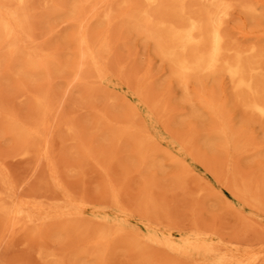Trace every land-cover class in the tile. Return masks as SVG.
Segmentation results:
<instances>
[{
  "label": "rangeland",
  "instance_id": "rangeland-1",
  "mask_svg": "<svg viewBox=\"0 0 264 264\" xmlns=\"http://www.w3.org/2000/svg\"><path fill=\"white\" fill-rule=\"evenodd\" d=\"M74 2L31 0L38 69L0 53V205L16 196L29 213L3 238L0 210V264L217 263L195 245L264 264V121L240 109L225 75H200L185 92L153 40L125 19L101 77L90 84L91 72L65 101L39 169L32 152L20 155L27 140L10 124L32 129L42 118L36 99L57 105L73 72ZM224 28L264 48V0H236ZM221 128L242 148L228 147Z\"/></svg>",
  "mask_w": 264,
  "mask_h": 264
},
{
  "label": "bare ground",
  "instance_id": "bare-ground-1",
  "mask_svg": "<svg viewBox=\"0 0 264 264\" xmlns=\"http://www.w3.org/2000/svg\"><path fill=\"white\" fill-rule=\"evenodd\" d=\"M235 2L236 0H75L70 10V19L76 24L73 72L64 89L63 99L57 105H48L42 98L36 99L42 118L32 129L28 130L15 121L10 124L16 135L27 140V146L21 150L20 155L32 152L36 171L43 158L51 153L53 136L61 125L60 115L65 101L80 85L91 81H88L91 72H94V78L90 84L103 73V62L109 52L118 18L125 19L130 26L143 31L147 38L153 40L158 54L169 63L172 75L185 92L188 91L190 81L200 75H225L230 82L233 99L240 109L247 115L264 121V48L256 43L240 44L226 33L225 18ZM242 6L256 11L251 5ZM30 9L31 0H0V53L10 54L9 58L12 59L25 57L26 67L35 71L43 58L40 52L35 57L30 52V49H34L28 27ZM94 24L101 25L102 28L92 35ZM2 61L0 60V66ZM20 73L26 74L23 69H20ZM201 100L205 107L217 112L212 103L204 98ZM216 133L222 140H226V145L232 150L242 148L240 139L228 135L225 128L218 129ZM0 210L4 216L3 238L10 237L21 217L29 215L16 196L9 197L0 205ZM95 235L101 239L108 236L103 227H98ZM193 248L217 256L216 264H252L236 260L233 255L220 254L209 245H195Z\"/></svg>",
  "mask_w": 264,
  "mask_h": 264
}]
</instances>
